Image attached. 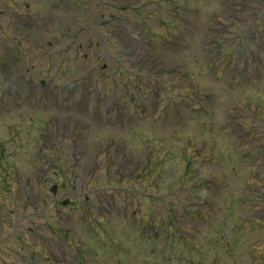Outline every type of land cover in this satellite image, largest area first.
I'll list each match as a JSON object with an SVG mask.
<instances>
[{"label": "rangeland", "instance_id": "obj_1", "mask_svg": "<svg viewBox=\"0 0 264 264\" xmlns=\"http://www.w3.org/2000/svg\"><path fill=\"white\" fill-rule=\"evenodd\" d=\"M104 1L69 0L70 9L65 6L67 0H54L53 3L48 0H0V55L9 52L10 58L16 59L10 67L0 65V214L7 220L0 217V264H192L191 260L194 264H228L230 261L232 264H250L247 254L252 247L255 255L263 256L261 264H264V211L253 213L256 214L254 218L263 221L261 224L239 229L242 221L252 219L247 210L249 205L258 204L256 198L264 195V125H259L260 122L247 110L239 117L236 115L246 101L253 105L260 101L264 103V62L257 66L249 63L248 57L254 50L247 45L248 39L262 45L264 16L254 22L255 26L249 32L242 22L234 21L238 15L227 19L224 9L218 10L220 3L230 8L233 0H184L181 9L185 10L181 15L196 30L187 32L186 48H172V56L166 54L167 65L175 73H178L180 63L187 66L186 78L182 81L172 74V80L179 85L169 97L168 113L173 119L178 97L185 99L184 107L190 109L199 105L202 111L176 130L170 128L171 145L176 148L170 155L161 147L158 155H148L152 143L142 145V151L129 148L128 143L118 147L116 136L128 135L124 126L113 125L110 131L97 126V123L102 124L104 110L110 111V117L114 113L115 101L107 96L118 97L120 88L115 86L116 79L104 82L101 78L92 79L91 85H98V90L90 85L86 89L92 98L95 95L104 97V104L97 106L101 113L99 117L86 121L87 112L76 118L77 122L88 126L89 134L81 133L89 141L81 147L84 154L69 139L73 124L71 104L61 102L63 94L54 95L62 105L56 107L60 112H53L58 119L51 118L52 108L43 114L32 109L33 105L29 103L32 91L29 94L22 92L27 96V102L12 101V94L19 95L15 92L19 91L16 82L21 78L25 80L23 86L32 85L30 81L34 83V92L41 88L37 86L39 82H34L41 70L48 73L47 77L41 78L43 81L64 89L67 83L77 81L79 72L93 67L92 63L87 65V61H98L93 52L107 62L114 61L116 49H107L111 46L104 43L109 40L107 43L114 45L110 37L107 39V34H101L100 46L95 37L92 42L87 39L88 31L84 30L85 23L82 22L88 16L87 9L91 12L98 8L94 12L97 15L104 13L107 18L113 15L108 11L109 7L120 2L123 7L134 10L139 7L142 13L144 10L140 5L147 0ZM80 5L82 9H79ZM159 5L160 11H167L163 0ZM12 6L18 16L25 15L33 22L25 31L14 24L16 21L12 16L7 17V12L13 14ZM218 12H221L218 17L223 18L219 22V33L216 27L215 32L210 31L214 20L212 14ZM260 12L264 13L263 10ZM124 15L125 21L133 26V12ZM70 22L74 25L71 35L75 37L67 34ZM224 23L226 25L221 26ZM126 28L124 25L119 29L117 44L123 43L127 36L131 38ZM155 28L158 26L151 31L157 33ZM109 29L112 28L103 31L107 33ZM206 34L211 36L210 44L221 47L212 48L216 54H203L207 60L203 61L202 70H209L208 75L201 73L195 62V57L202 55L201 48L195 46V37L207 38ZM26 40L30 42L26 45L27 58H23L16 46ZM79 45L83 47L79 48ZM20 48L24 52V45ZM80 51L86 60L79 56ZM164 54L159 55L163 57ZM262 58L264 60V53ZM212 62L218 63L217 69ZM234 68L242 77L230 78ZM255 68L262 70L258 79ZM5 80L10 81L11 86L8 87ZM126 89L128 87L123 91ZM245 89L254 91L245 92ZM64 94L71 99L70 91ZM33 95L43 98L38 92ZM123 115L126 117V113ZM39 125H44V139L38 138L39 133L33 135ZM196 130L199 131L196 133ZM137 131L144 133L139 128ZM162 134V131L154 133ZM166 135L169 138L170 133ZM165 145L164 140L161 146ZM53 146L56 153L49 155ZM71 147L75 155H59L60 151H71ZM114 148L120 155H110ZM182 148L185 155L179 153ZM160 159L166 167L162 177L148 180L153 163ZM179 178L183 181V191H187V194L183 192L189 205L186 211L176 208L179 196H166L174 192L169 185ZM150 183L154 185L145 188L144 185ZM152 194L157 197L163 194L164 197L150 199ZM12 203H17L19 212L21 208L22 214L26 215L21 222L12 221L14 215L3 209ZM150 212L154 230H143L141 218L147 223ZM197 212L208 217L212 215L211 220L203 224L207 230L203 226L195 227L194 221L186 216V213ZM169 216L176 220L174 227L178 229L172 235L167 230L171 225ZM218 233L227 240L241 237L248 243L230 246L221 241L217 250L216 246H220L216 238ZM187 238L192 240L187 241Z\"/></svg>", "mask_w": 264, "mask_h": 264}]
</instances>
